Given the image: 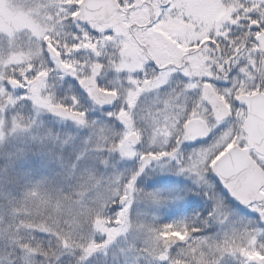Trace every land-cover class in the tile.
<instances>
[{
  "label": "rangeland",
  "instance_id": "1",
  "mask_svg": "<svg viewBox=\"0 0 264 264\" xmlns=\"http://www.w3.org/2000/svg\"><path fill=\"white\" fill-rule=\"evenodd\" d=\"M81 1L0 0V264H258L264 256L259 212L228 210L218 194H209L214 202L207 203L201 193L206 174L200 179L179 171L196 149L186 150L184 162L180 154L182 165L157 159L183 143L177 144L178 113L157 116L151 110L160 95L136 94L145 90L144 82L132 75L144 71L146 55L131 35L142 41L144 32L131 30L119 13L104 26L80 24L72 13ZM257 4L261 0H234L231 19ZM146 17L137 23L149 21ZM200 25L217 32L229 26L208 13ZM157 30L162 27L152 34ZM50 47L60 54L61 72L51 65ZM237 62L259 64L257 48ZM96 67L100 87L119 97L113 111L89 105L77 92ZM9 80L20 81L22 90L10 89ZM169 101L167 96L158 109L169 110ZM51 105L84 113L85 122L53 117ZM231 124L227 132L237 141L238 131L232 130L241 124L236 119ZM133 132L141 139L139 148L129 142ZM225 140L201 148V175L202 161ZM124 196L131 204L117 223ZM173 224L187 225L186 233L165 230ZM93 244L101 247L89 250ZM162 254L164 263L158 260Z\"/></svg>",
  "mask_w": 264,
  "mask_h": 264
},
{
  "label": "flooded vegetation",
  "instance_id": "2",
  "mask_svg": "<svg viewBox=\"0 0 264 264\" xmlns=\"http://www.w3.org/2000/svg\"><path fill=\"white\" fill-rule=\"evenodd\" d=\"M119 3L120 8L114 15L119 13L121 18H128L131 22V30L135 27L144 32L142 34L144 37L142 41L139 40L135 34L131 35L134 37L135 42L138 43V46L143 48L141 50L146 55L144 71H136L135 74L132 75V78L137 79L140 83L144 82L145 90H138L139 92L137 93L136 91V94L143 96V98L151 96L154 93L160 95V100H158L157 104L153 106L151 110L157 116L168 111H176L178 113V123H180L179 126L181 130V133L179 132L180 140H185L187 136L186 127L194 120L201 121L199 123H201V127L206 131V125L202 117L207 114L202 113V108H198L196 114H193L194 108L199 105V90L185 91L183 85L187 82V78L184 77L183 74H177L175 69L178 67L187 65L186 71L188 74L195 77L197 82H200L201 77H206L209 71H214L213 65L229 61V63H224V68L226 70L230 67L236 69L232 72L229 80L212 79L210 81L217 89L222 90L226 87H231L233 83H239L240 87L235 94L239 95L240 98L254 97L259 94L264 95V76L261 75V70L264 69V57L260 56L257 43V36L263 31H256L254 27L251 29L249 28V22L246 18L248 14L245 10L236 12L235 20H237V23H232V5L234 0H171L170 6L173 10H178L177 15H169L167 13L166 9L169 8V0H128V3H126V0H119ZM204 13H208V17L211 19L213 18V20L218 19L226 22L229 26L225 27L224 32L220 30L217 32L215 29H202L200 17ZM143 16H147L146 19L149 21L142 24L137 23ZM253 18L255 17L253 16ZM114 24L116 27L119 26L121 20H116ZM157 26H161L162 30H157L152 34L153 29ZM201 33L204 34V40L202 41L199 38ZM118 39H120L119 33ZM255 47L259 55V64H239L237 67L235 62L244 54L246 55L247 52L255 49ZM151 61H155L160 65L161 71L158 74L149 66ZM51 65L56 68L55 64ZM254 65H257L255 70L253 69ZM248 67H251V76L247 74L249 70ZM170 75L171 79L169 81ZM165 81H169L168 85L160 88V85ZM202 87L205 91L206 99L215 95L224 103L227 109L229 108L228 103L217 94L211 85L203 84ZM167 96L172 100L170 109H158V104L161 102H163L161 105L163 108L166 106ZM177 96L179 97L178 100ZM182 108L183 110H181ZM247 114L248 109L243 116V124L241 125L244 131L242 134L237 132L235 135V137H238V140L241 135H244L246 139H248L245 133ZM234 119L235 117H233L232 120ZM232 120L226 119L222 121L205 137L185 140L180 149L182 161L184 162L183 155L186 154V150L190 152L192 148L196 150L201 148L211 149L217 140L221 141L226 139L225 144H230L231 146L224 147L219 152V155L216 156V159L210 161L211 164L215 165L216 161L231 147L234 145L240 146L238 140L232 141L233 136L230 141L228 139L229 133L227 131L233 128L231 124ZM196 129V136L204 133V129L201 130L197 125ZM222 131L224 138L221 135L219 139H215ZM247 146L248 144L246 143L243 147H240L244 149ZM258 155L264 156L253 149L250 157L264 172V167H261L256 159ZM223 169V173L227 174L228 168ZM245 169L248 170L249 168L246 167ZM206 176V180L204 181L205 184L201 186L203 190L201 193L207 203L214 202V198L212 199L209 197L210 195L216 196L218 194L224 199L222 204L228 210L237 212H248L253 210L250 206L244 207L232 200L214 175L213 171L210 170L206 173ZM206 190L210 193H207ZM261 191L264 194V187H262ZM211 206L210 204L209 207ZM207 209L209 210V208Z\"/></svg>",
  "mask_w": 264,
  "mask_h": 264
},
{
  "label": "water",
  "instance_id": "3",
  "mask_svg": "<svg viewBox=\"0 0 264 264\" xmlns=\"http://www.w3.org/2000/svg\"><path fill=\"white\" fill-rule=\"evenodd\" d=\"M118 9V0H82L75 20L81 23L98 22L99 24H104L110 20V17ZM257 42L260 47V54L264 56V32L258 35ZM49 56L54 61L60 60L59 53L52 47L49 48ZM70 70V68H66L67 72ZM99 72V68H95L90 78L79 83V89L96 105L103 109H112L117 102V96L99 88L96 82V77L99 75ZM9 86L15 90L21 88L20 83L13 80L9 81ZM241 99H243L248 106V117L245 126V132L248 135V148L242 149L239 146L231 148L215 163L214 166L219 175L215 172L214 175L232 200L241 206L247 207L248 205L230 195L229 190L235 192L242 199H247L250 193L256 195L263 194L261 192V186L264 185V172L251 159L249 148L255 149L257 152L264 155V95L259 94L249 98L242 97ZM207 100L218 106L221 113L228 111L224 103L215 95H212L211 98H207ZM101 101L104 102L101 103ZM49 110L53 116L66 117V115H62V113L66 111L62 107L51 106ZM199 122L201 121L194 120L187 125V136H196V125L199 126L201 130L204 129ZM203 131L205 132V129ZM129 140L134 147H138L140 144L136 134L130 135ZM246 167L249 169H245ZM223 168H228L227 174L223 173ZM225 183L228 185V189L225 188ZM163 257L164 258L160 255L159 261L164 263L167 261V256L163 254ZM258 264H264V257L259 260Z\"/></svg>",
  "mask_w": 264,
  "mask_h": 264
},
{
  "label": "snow or ice",
  "instance_id": "4",
  "mask_svg": "<svg viewBox=\"0 0 264 264\" xmlns=\"http://www.w3.org/2000/svg\"><path fill=\"white\" fill-rule=\"evenodd\" d=\"M171 0H169V8L166 9L167 13L169 15H177L178 10H173L171 8ZM73 9L77 8L78 5H72ZM245 12L248 14L247 15V20L249 22V28H255L256 31H264V0H261V4L253 5L251 8L245 9ZM73 16H76V12L73 11L72 13ZM255 16L256 18H253ZM232 23H237V20H232ZM224 63H229V61H224ZM224 63H219L216 65H213L214 71H209L208 75L206 77H201L200 82H197V79L191 75L188 74L186 71L187 65H183L175 69L177 74H183L184 77L187 78V82L183 85L185 91L187 90H199V105H197L194 110L193 114H196L198 108H203L204 112L207 114L203 118L204 123L206 125V131L201 134L197 135L195 137L192 136H186L185 140H192L198 137H205L209 135L213 131L214 128H216L217 125H219L222 121H225L226 119L232 120L233 117L237 121L240 122V124H243V116L246 114L247 110V104L244 102L243 99L240 98L239 95H236L235 93L238 91L240 85L239 83H233L231 84V87H226L222 90L217 89L212 82H210L212 79H221V80H229L232 72L235 71L236 68H228L227 70L224 68ZM149 66L154 70L155 73H159L161 71L160 65L156 63L155 61H151ZM239 66L237 62V67ZM261 75L264 76V69L261 70ZM254 78V77H253ZM171 79V75L169 76V81ZM169 81H165L160 85V88L162 86L168 85ZM203 84L211 85L213 89L217 92L218 95H220L229 105L228 111L225 113H221L219 110L218 106L215 104L211 103L209 100L206 99L205 91L202 87ZM159 88V89H160ZM179 97L177 96V100ZM104 101H101L103 103ZM110 102V101H109ZM163 102L158 104V107L162 105ZM171 103V101H169ZM62 115H67V116H72L76 119L79 120L80 123H84L83 116L85 115L84 113H75L72 111H65L62 113ZM112 114L109 113V116ZM123 115V110H121V116ZM232 131H238L239 133H243V128L239 129H234ZM223 135V131L215 137V139H219L220 136ZM232 135L229 133L228 139L229 141L231 140ZM185 140H178L177 144L181 145ZM214 140V139H213ZM240 146L243 147L247 143V139L244 135L240 136L239 140ZM230 147V144H225L221 145V148L218 149L216 152L213 153V155L209 156L207 160H203V174L201 175V157L200 153L203 152L204 150L201 149L199 151L194 150L188 157L189 163L187 165L179 166V171L181 172H186L191 175L197 176L200 179H202L206 173H208L210 170L215 172L217 175L219 173L217 172V169L213 164L210 163V161L215 160L216 156L219 155V152L224 148V147ZM253 152V149L249 148V153L251 154ZM181 151L180 148H173L172 152L159 155L157 156V159L161 158H171L173 160L177 161L178 165H182L183 162L179 160L178 158L180 157ZM128 155H132V153H128ZM256 159L258 163L260 164L261 167H264V156H256ZM148 160H145L142 165L140 171L143 172L144 167L146 164H148ZM139 174V173H138ZM137 174V175H138ZM136 180V176H133L132 179L129 181L127 187L129 189L134 188V182ZM222 182V180H221ZM261 187H264L262 185ZM225 188L228 189V185L225 183ZM229 194L232 195L235 199H238L242 203L252 207L254 210L258 211L261 218L264 219V194L256 195L254 193H250L247 199H242L240 196H238L235 192H232L229 190ZM121 203L123 207L120 210V213L117 217V223H122L121 218L125 217V214L128 211V208L131 204V200H128L127 196L121 197ZM211 215V214H210ZM187 225H181L179 224H173V225H165V230L167 231L170 228H175L177 231H184L186 233L187 231ZM194 231H199V229H194ZM109 238H111V233L109 234ZM101 245L99 244H93L90 246L89 250L99 248ZM264 247V245H262ZM259 255V253H257ZM162 258L163 254H162Z\"/></svg>",
  "mask_w": 264,
  "mask_h": 264
}]
</instances>
